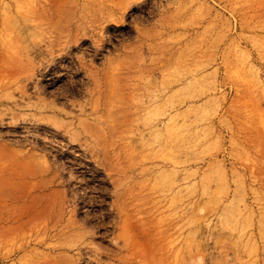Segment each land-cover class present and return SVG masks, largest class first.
<instances>
[{
    "label": "rangeland",
    "instance_id": "obj_1",
    "mask_svg": "<svg viewBox=\"0 0 264 264\" xmlns=\"http://www.w3.org/2000/svg\"><path fill=\"white\" fill-rule=\"evenodd\" d=\"M0 264H264V0H0Z\"/></svg>",
    "mask_w": 264,
    "mask_h": 264
}]
</instances>
